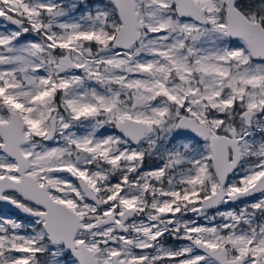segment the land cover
Here are the masks:
<instances>
[{
    "label": "snow or ice",
    "instance_id": "1",
    "mask_svg": "<svg viewBox=\"0 0 264 264\" xmlns=\"http://www.w3.org/2000/svg\"><path fill=\"white\" fill-rule=\"evenodd\" d=\"M0 264H264V0H0Z\"/></svg>",
    "mask_w": 264,
    "mask_h": 264
},
{
    "label": "rangeland",
    "instance_id": "2",
    "mask_svg": "<svg viewBox=\"0 0 264 264\" xmlns=\"http://www.w3.org/2000/svg\"><path fill=\"white\" fill-rule=\"evenodd\" d=\"M3 209V207L0 205V210H2Z\"/></svg>",
    "mask_w": 264,
    "mask_h": 264
},
{
    "label": "water",
    "instance_id": "3",
    "mask_svg": "<svg viewBox=\"0 0 264 264\" xmlns=\"http://www.w3.org/2000/svg\"><path fill=\"white\" fill-rule=\"evenodd\" d=\"M3 207V205H1Z\"/></svg>",
    "mask_w": 264,
    "mask_h": 264
}]
</instances>
